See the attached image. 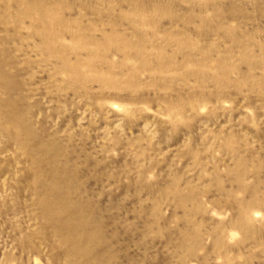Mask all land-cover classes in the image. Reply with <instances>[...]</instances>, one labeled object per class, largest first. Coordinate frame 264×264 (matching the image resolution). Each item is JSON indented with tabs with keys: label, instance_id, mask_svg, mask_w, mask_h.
<instances>
[{
	"label": "rangeland",
	"instance_id": "374dc122",
	"mask_svg": "<svg viewBox=\"0 0 264 264\" xmlns=\"http://www.w3.org/2000/svg\"><path fill=\"white\" fill-rule=\"evenodd\" d=\"M88 263L264 264V0H0V264Z\"/></svg>",
	"mask_w": 264,
	"mask_h": 264
},
{
	"label": "bare ground",
	"instance_id": "6f19581e",
	"mask_svg": "<svg viewBox=\"0 0 264 264\" xmlns=\"http://www.w3.org/2000/svg\"><path fill=\"white\" fill-rule=\"evenodd\" d=\"M6 110V109H5ZM3 113V112H2ZM69 191V190H68ZM68 199V198H67ZM59 210V209H58ZM51 216V215H50ZM50 219V218H49ZM84 221H85V219H84ZM78 225V224H77ZM60 230V229H59ZM79 233V232H78ZM67 235V234H66ZM82 236V235H81ZM64 238H65V236H64ZM92 238V237H91ZM69 240V239H68ZM84 240V239H83ZM93 241V240H92ZM91 241V242H92ZM84 242H85V240H84ZM68 246H69V244H68ZM78 249V248H77ZM85 254V253H84ZM76 255V254H75ZM86 255V254H85ZM88 257V256H87ZM94 259V258H93ZM93 262V261H92ZM89 264V263H88Z\"/></svg>",
	"mask_w": 264,
	"mask_h": 264
}]
</instances>
